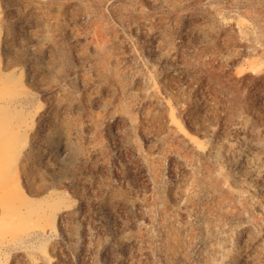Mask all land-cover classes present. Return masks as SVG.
Masks as SVG:
<instances>
[{"label":"rangeland","instance_id":"1","mask_svg":"<svg viewBox=\"0 0 264 264\" xmlns=\"http://www.w3.org/2000/svg\"><path fill=\"white\" fill-rule=\"evenodd\" d=\"M0 264H264V0H0Z\"/></svg>","mask_w":264,"mask_h":264},{"label":"bare ground","instance_id":"2","mask_svg":"<svg viewBox=\"0 0 264 264\" xmlns=\"http://www.w3.org/2000/svg\"><path fill=\"white\" fill-rule=\"evenodd\" d=\"M49 141L51 142V144H54V141H53V139H51V138H50V139H49Z\"/></svg>","mask_w":264,"mask_h":264}]
</instances>
